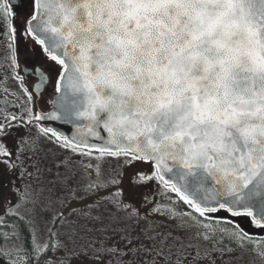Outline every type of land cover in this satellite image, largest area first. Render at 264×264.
I'll list each match as a JSON object with an SVG mask.
<instances>
[{
    "label": "snow or ice",
    "instance_id": "snow-or-ice-1",
    "mask_svg": "<svg viewBox=\"0 0 264 264\" xmlns=\"http://www.w3.org/2000/svg\"><path fill=\"white\" fill-rule=\"evenodd\" d=\"M12 2L0 0V18ZM28 23V35L61 69L53 82L59 122L86 120L90 131L107 133L111 150L89 147V152L141 160L161 180L170 174L165 185L173 180L179 187L168 191L199 217L219 212L250 217L255 228L264 230V0H34ZM35 74L37 87H44L47 77L38 68ZM5 131L0 125V139ZM63 144L75 151L82 142ZM12 157L0 144V164L26 171L19 152L15 161ZM100 186L89 183L86 191ZM20 195L21 203L6 208L4 216L23 222L16 209L25 207L31 214L42 193L34 191L30 199ZM74 199L73 192L68 202ZM106 200L117 216L139 218L130 205ZM50 208L48 203L42 210ZM79 211L53 214L49 241L42 247L33 236L37 259L63 247L58 229L71 227L69 217ZM4 216L0 227H6ZM225 223L231 226L233 220ZM236 227L224 238L242 250L251 247L264 260V236L255 241ZM214 235L205 232L200 238L207 242ZM17 236L13 225L0 240ZM148 239L161 240V249L132 251L144 255V264H163L168 238ZM5 254L12 252L0 246V255Z\"/></svg>",
    "mask_w": 264,
    "mask_h": 264
},
{
    "label": "rangeland",
    "instance_id": "rangeland-1",
    "mask_svg": "<svg viewBox=\"0 0 264 264\" xmlns=\"http://www.w3.org/2000/svg\"><path fill=\"white\" fill-rule=\"evenodd\" d=\"M34 141L37 147L28 148L22 155L26 171H23L21 185L25 199H30L34 191L42 193L40 206L31 214L24 207L39 246L49 241L53 214L63 212L68 216L72 209L80 210L69 217L71 227L58 229L57 239L63 247L56 252H49L46 260H49V264H144V255H136L133 249L160 250L161 240L148 239L158 236L168 238L166 245L170 250L174 243L177 244L176 239L183 238L187 232L190 235L187 228L193 226L190 219L192 215L204 218L196 213L184 216L190 208L179 196L160 186L154 179L155 173L150 164L124 155L114 157L76 149L72 151L69 150L70 145L63 144V140L39 130L34 134ZM76 152L81 154L77 155ZM65 180L66 186L61 183ZM89 183L101 186L97 191L89 192L86 191ZM73 192L75 199L69 203ZM116 193L122 195L116 197ZM108 197L130 205L139 218L133 217L129 221L117 216L106 200ZM18 201L7 205L12 207L21 200ZM179 201L180 206L185 208L183 212L177 209ZM48 203L51 204L50 210L43 211L44 205ZM89 205L94 207L89 209ZM167 210L176 213V218H172ZM86 215L96 219H86ZM199 232L202 237L206 231ZM178 242L177 246H173L174 253L168 254L163 250V264H180L177 260L183 259L185 264H194L183 256L190 241L184 239ZM166 245H163V249ZM112 249H116V252ZM19 262L24 260L20 259Z\"/></svg>",
    "mask_w": 264,
    "mask_h": 264
},
{
    "label": "flooded vegetation",
    "instance_id": "flooded-vegetation-1",
    "mask_svg": "<svg viewBox=\"0 0 264 264\" xmlns=\"http://www.w3.org/2000/svg\"><path fill=\"white\" fill-rule=\"evenodd\" d=\"M33 4L34 0H13L12 4L7 6L8 10L4 13L3 18H0V108H2L0 110V125L6 127L4 138L0 139V144L6 145L7 149L13 153V161L16 160L17 152L22 157L28 148L37 147L34 141L36 130L56 137L51 131L40 125L38 117L53 109V99L57 95L53 82L57 79L61 69L48 61L47 53L42 51L28 35L30 31L28 21L33 15ZM37 68L48 79V83L42 88L37 87L40 83L35 74ZM13 124L15 127L12 126ZM61 140L64 141L62 138ZM24 160L25 158L22 157L19 163L24 165ZM23 171L21 168L10 169L7 164H0V216H4L6 208H11L7 205L9 201L19 202L18 200H21L20 194H24L21 185ZM13 188L18 189L19 194L14 193ZM16 211L29 220L25 215L24 207L16 209ZM189 213L193 214L191 209ZM192 217L196 216L192 215ZM229 218L233 220L231 226L225 223ZM14 219L11 216H4L3 223L6 227H0V233H11L13 225L17 232L16 228L19 227V223L23 222L18 221L17 224ZM203 219L196 217L200 225L207 227L197 225L192 219L193 226L187 228L190 230V235L188 232L184 233V237L181 239L179 237L176 239L177 244L174 243L177 246L179 240L190 241L183 252L184 258H187L188 261L194 262V264H264V260L255 255L251 247L242 250L237 248L235 243L224 238V233L237 231L236 226L239 225V229L249 234L253 240L259 241L260 237L264 236V230L255 228L252 218L229 217L223 212H219L210 214L207 220ZM29 227V241L31 242L29 249L33 250L34 234L30 222ZM199 230L214 232L215 235L205 242L200 240ZM35 243L40 245L36 237ZM174 245L170 250L166 245L163 250L169 252L168 254L174 253ZM0 246L4 247L6 251L12 252L11 255H0V264H21L22 262L18 260L21 255L26 257L25 264H28V254L23 250L25 244L19 238H14L6 243L0 240ZM44 255L48 256L49 252ZM46 260L42 264L47 262L49 264V260ZM177 262L185 264V259L177 260Z\"/></svg>",
    "mask_w": 264,
    "mask_h": 264
},
{
    "label": "water",
    "instance_id": "water-1",
    "mask_svg": "<svg viewBox=\"0 0 264 264\" xmlns=\"http://www.w3.org/2000/svg\"><path fill=\"white\" fill-rule=\"evenodd\" d=\"M30 30V25H28ZM57 95L53 99V109L47 114L41 115V117H45L46 119H40V125L42 127L47 128L49 131H51L54 135L58 134L60 138L72 141L73 139L80 140L82 142L81 145H78L76 147V150H81L87 153H94V154H102L99 151H91L89 152V147L92 148H107L108 151L111 150V145H106L105 141L107 140V133H105L102 129H93L89 130L88 124L89 122L86 120H77L72 121L70 123H60V114L57 111ZM94 136H101V140H96L93 137ZM71 146V144H70ZM104 155H108L107 152L103 153ZM183 171V169H181ZM158 176V173H156ZM170 174L165 173V180L168 179V176ZM164 185L165 180L159 179ZM166 186V185H165ZM167 187L172 188H178L179 185L175 184L173 180H168ZM176 193L175 191H173ZM182 195H187L186 193H181Z\"/></svg>",
    "mask_w": 264,
    "mask_h": 264
},
{
    "label": "trees",
    "instance_id": "trees-1",
    "mask_svg": "<svg viewBox=\"0 0 264 264\" xmlns=\"http://www.w3.org/2000/svg\"><path fill=\"white\" fill-rule=\"evenodd\" d=\"M153 176H154V179L156 181H158V178H157L156 174H154ZM158 183H160V182H158ZM160 186L164 187L161 183H160ZM173 197L174 196H171V198H173ZM178 203H179V205H178V208L177 209H180L179 211L182 210L181 212H183V210L185 209L184 206H180L181 205L180 204V201ZM173 207H174L173 209L175 210L176 207L175 206H173ZM188 212H189V210H188ZM191 218H192V216H191ZM18 221L19 220L14 219V222L17 223V224H18ZM18 226H17L18 228H16L17 229V233H18V236L16 238H19L23 242V244H25V247H24L23 250H25V252L28 254L27 255L29 257L28 264H42V262L44 260H46L48 256L47 255H44L40 259H37L36 258V253L34 254V251L32 249H29V246H30L31 242L29 241V233L28 232L30 231V227H29V221H28V219L27 218H24L23 223H19ZM18 229L19 230L21 229V231H19Z\"/></svg>",
    "mask_w": 264,
    "mask_h": 264
}]
</instances>
